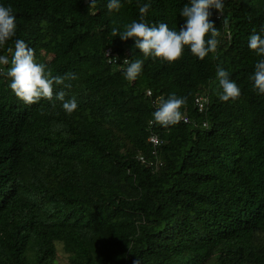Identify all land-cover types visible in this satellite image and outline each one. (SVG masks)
I'll return each mask as SVG.
<instances>
[{
	"label": "trees",
	"instance_id": "obj_1",
	"mask_svg": "<svg viewBox=\"0 0 264 264\" xmlns=\"http://www.w3.org/2000/svg\"><path fill=\"white\" fill-rule=\"evenodd\" d=\"M148 2L109 12L108 0H0L17 23L0 55L11 59L7 49L25 40L53 76L75 74L54 92L78 103L70 116L59 101L26 105L0 76V264H56V243L72 264H264V95L252 88L260 57L247 46L264 31V0H225L211 17L216 52L199 60L186 49L171 64L112 36ZM186 3L151 0L145 20L178 30ZM108 48L144 59L142 74L125 80L105 62ZM218 64L238 100L218 99ZM171 93L207 126L149 129L153 100ZM198 93L209 102L201 113Z\"/></svg>",
	"mask_w": 264,
	"mask_h": 264
},
{
	"label": "clouds",
	"instance_id": "obj_2",
	"mask_svg": "<svg viewBox=\"0 0 264 264\" xmlns=\"http://www.w3.org/2000/svg\"><path fill=\"white\" fill-rule=\"evenodd\" d=\"M94 5L95 0H91ZM151 0L143 3L139 7L140 19L133 20L124 25L123 30L112 29V36H118L121 41H132L133 47L139 50L144 59H159L169 64L181 59L185 50L199 60H203L209 54L215 53L219 44L217 37L219 30L211 19L213 10L217 14H222L225 8V0H187V3L179 11V16L183 19L178 30L170 28L167 23L149 24L145 16L150 7ZM123 6L122 0H108L107 9L109 12H119ZM17 23L16 15L12 7L0 3V48L16 35ZM207 36V38H206ZM248 48L252 50L260 59L254 65V71L249 76L252 81V88L257 95H264V31L253 32L248 38ZM11 53V59L7 55H0V76L8 78V87L12 93L26 105L38 104L42 99L47 100L53 106L57 101L66 115H72L78 109L76 99H65L66 93L63 90L55 91L57 86L70 88L71 84L67 80L76 79L75 74L66 73L63 76H53L44 63H38L35 58L34 49L22 39L17 38L14 42V49H7ZM107 54V53H106ZM108 56L109 63H117L118 56ZM144 59L129 60L123 59L124 68L113 65L122 72L125 80L135 81L143 72ZM4 66H8L5 70ZM220 91L217 93L218 99L222 102L236 101L240 98L241 88L235 80L230 79V73L222 65L218 64L215 74ZM146 90L150 91L148 95ZM146 96H151L149 88L144 89ZM205 109L208 108V96ZM195 96V97H196ZM194 97V99H195ZM193 106L199 111L197 106ZM186 97L177 96L171 93L167 98H155L153 100L154 111L148 121V128L155 124L164 128L175 126L180 123L190 124L193 127L207 126L203 118H192L182 112L186 105ZM188 117V121L185 120ZM149 124H153L151 127ZM148 140V137H147ZM133 264H139L134 261Z\"/></svg>",
	"mask_w": 264,
	"mask_h": 264
},
{
	"label": "built area",
	"instance_id": "obj_3",
	"mask_svg": "<svg viewBox=\"0 0 264 264\" xmlns=\"http://www.w3.org/2000/svg\"><path fill=\"white\" fill-rule=\"evenodd\" d=\"M106 53L109 56H116V54L112 51L111 48H108L107 50H105V52H104V58L105 59L104 60H105L106 63H109L108 62V56H107ZM124 58H127V57H124ZM124 58H122L121 60L118 59L117 60V63H111V64L117 65L120 68H124V67H126V65H124L123 62H122ZM146 92H147L148 95L150 94V91L149 90H146ZM194 104L197 106V108H198L199 111H202L206 107L207 98L205 96H203V95L196 96L195 99H194ZM185 120L188 121V117L187 116H185ZM152 125L153 124H151V125L149 124L150 127ZM148 141H150L153 144V146H155V147L156 146H160L163 143L162 139H160V137H158L156 134H153V133H151L148 136ZM154 152H156L155 149H154ZM138 157H139V159L141 161H144L145 160V158H144L143 155H139Z\"/></svg>",
	"mask_w": 264,
	"mask_h": 264
},
{
	"label": "rangeland",
	"instance_id": "obj_4",
	"mask_svg": "<svg viewBox=\"0 0 264 264\" xmlns=\"http://www.w3.org/2000/svg\"><path fill=\"white\" fill-rule=\"evenodd\" d=\"M56 264H72L61 243H56Z\"/></svg>",
	"mask_w": 264,
	"mask_h": 264
}]
</instances>
